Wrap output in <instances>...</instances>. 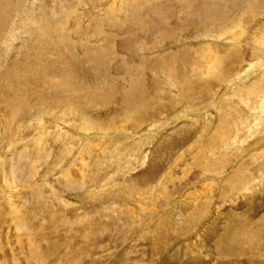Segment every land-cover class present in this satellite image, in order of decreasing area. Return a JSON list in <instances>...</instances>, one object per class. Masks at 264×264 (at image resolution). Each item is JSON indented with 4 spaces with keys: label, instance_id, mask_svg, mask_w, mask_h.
<instances>
[{
    "label": "rangeland",
    "instance_id": "1",
    "mask_svg": "<svg viewBox=\"0 0 264 264\" xmlns=\"http://www.w3.org/2000/svg\"><path fill=\"white\" fill-rule=\"evenodd\" d=\"M22 2L0 0V264H264V0Z\"/></svg>",
    "mask_w": 264,
    "mask_h": 264
},
{
    "label": "bare ground",
    "instance_id": "2",
    "mask_svg": "<svg viewBox=\"0 0 264 264\" xmlns=\"http://www.w3.org/2000/svg\"><path fill=\"white\" fill-rule=\"evenodd\" d=\"M23 0H5V4H6V10L5 11H11V10H15V8L16 7H21V6H23L22 4H23V2H22ZM56 1V0H55ZM194 1V0H193ZM36 4V3H35ZM48 7V6H47ZM17 9V8H16ZM209 10H207V12L210 14V18L212 19V18H215V20L217 19V20H219V19H222V22H223V18H224V16H223V13H226V12H224L223 11V9H222V7H221V5L219 4V3H217V2H211V7H209L208 8ZM206 13V12H205ZM188 14H190V13H188ZM196 14H198L199 16H203L202 15V13H196ZM12 15H13V13H12ZM165 16V15H164ZM247 16H250V20H253L254 18H255V15L253 14V13H251V12H249L248 14H247ZM12 17V16H11ZM47 17V16H46ZM1 18V17H0ZM6 18V17H5ZM156 18V17H155ZM192 18V17H191ZM197 17H195V19H196ZM168 19V18H167ZM201 19V18H200ZM194 20V19H193ZM7 21V20H6ZM40 21V20H39ZM150 21V20H149ZM164 21V20H163ZM195 21H197V20H195ZM189 22V21H188ZM208 22V21H207ZM62 23V22H61ZM214 23H217V22H214ZM219 23V22H218ZM221 23V22H220ZM41 24L44 26V24H46V22H41ZM63 24V23H62ZM47 25V24H46ZM49 25V24H48ZM223 25H224V23H223ZM42 27V26H41ZM61 30H63V31H66V29H65V27L64 26H62L61 24H59V26H58ZM203 27V26H202ZM145 28V27H144ZM168 28H169V26H168ZM17 29V28H16ZM46 30L48 31V30H50V29H48V28H46ZM201 30V29H200ZM46 31V32H47ZM50 32H51V30L49 31V33H47V35L49 36L50 35ZM58 32H60L61 33V31H59L58 30ZM143 32V31H142ZM136 33V32H135ZM52 34V33H51ZM67 34V33H66ZM205 35H207V36H205V38H209V36H212V34L211 33H209V32H206V34ZM241 35H242V33H241ZM254 35H256V37H257V33H255ZM235 37H237V36H235ZM238 38V37H237ZM58 39H60V38H58ZM236 39V38H235ZM63 40V39H62ZM59 41V40H58ZM64 41V40H63ZM60 43H62V42H60ZM64 43V42H63ZM60 45V44H59ZM65 45H67V44H65ZM41 49V48H40ZM42 50V49H41ZM40 52H42V51H40ZM99 55V54H98ZM102 55V54H101ZM71 72V71H70ZM72 75V74H71ZM75 77V76H74ZM50 78V77H49ZM46 79V78H45ZM49 80V79H48ZM76 80V79H75ZM61 81H62V79H61ZM45 82H47V81H44V83ZM49 82V81H48ZM56 82V81H55ZM66 82V81H65ZM50 83V82H49ZM136 83V82H135ZM53 84V83H52ZM132 86H133V83L131 84ZM48 86H50V85H48ZM54 86V85H53ZM61 86H62V84H61ZM57 86H55V88H56ZM136 87V86H135ZM52 88V87H51ZM54 88V87H53ZM78 88H80V87H78ZM68 89V88H67ZM75 89V88H74ZM70 90H71V88H70ZM251 93H259L258 91H259V88L258 87H252L251 88ZM77 91V90H76ZM75 91V92H76ZM262 91V93H264V90H261ZM260 91V92H261ZM74 92V93H75ZM82 92V91H81ZM80 93V92H79ZM77 95V94H76ZM102 97V96H101ZM95 99V98H94ZM256 184V183H255ZM254 184V185H255ZM258 185V184H257ZM256 185V186H257ZM244 189V188H243ZM252 190V189H251ZM242 191V190H241ZM251 192V191H250Z\"/></svg>",
    "mask_w": 264,
    "mask_h": 264
}]
</instances>
